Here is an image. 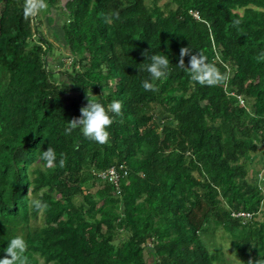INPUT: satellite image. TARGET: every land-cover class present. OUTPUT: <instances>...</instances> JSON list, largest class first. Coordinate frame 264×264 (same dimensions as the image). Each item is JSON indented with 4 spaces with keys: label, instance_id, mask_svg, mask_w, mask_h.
Masks as SVG:
<instances>
[{
    "label": "trees",
    "instance_id": "1",
    "mask_svg": "<svg viewBox=\"0 0 264 264\" xmlns=\"http://www.w3.org/2000/svg\"><path fill=\"white\" fill-rule=\"evenodd\" d=\"M41 2L56 45L38 9L0 0V258L21 236L30 264H231L220 232L241 264L264 260V0ZM186 47L227 81L193 82ZM146 52L170 60L158 92L142 88ZM87 96L123 104L106 145L64 134ZM49 146L64 168L44 167Z\"/></svg>",
    "mask_w": 264,
    "mask_h": 264
},
{
    "label": "clouds",
    "instance_id": "2",
    "mask_svg": "<svg viewBox=\"0 0 264 264\" xmlns=\"http://www.w3.org/2000/svg\"><path fill=\"white\" fill-rule=\"evenodd\" d=\"M41 0H26L24 13L27 17L29 14H35L39 7H42ZM105 22L112 23L119 20V12L111 10L102 14ZM147 63L140 64L139 71L147 72L149 79L142 82V88L145 91L158 92L157 81L167 79L172 68L168 55L144 53ZM185 57H189L188 65L185 64ZM257 61H264V51L260 52ZM172 63V62H171ZM176 66L190 73L191 80L200 85L216 86L225 83L227 75H222L219 69L207 61V57L200 53L193 54L189 47L181 48L179 63ZM87 106L80 109V118H73L66 123L64 129L65 135H71L73 131L79 130L80 133L90 141L100 145H106L110 141V132L108 129L116 122L115 117L123 116V104L118 100H113L105 107L103 104L90 99L87 96ZM40 159L44 162V167L53 169L56 167L64 168L66 166V154H57L56 150L49 146L46 151H42ZM30 191V190H29ZM30 206L39 212H44L48 204L39 199L32 200ZM4 257L0 258V264H30L28 256V245L21 236H15L8 241L4 249ZM249 264H264V260L249 261Z\"/></svg>",
    "mask_w": 264,
    "mask_h": 264
},
{
    "label": "rangeland",
    "instance_id": "3",
    "mask_svg": "<svg viewBox=\"0 0 264 264\" xmlns=\"http://www.w3.org/2000/svg\"><path fill=\"white\" fill-rule=\"evenodd\" d=\"M46 8H45V6L43 5L42 7H39L38 8V14H40L41 16H43V24H42V28H44L43 29V34L45 35V37L51 42V43H53V45H56L57 43H58V41H60V39L58 40V41H56V39H55V37H54V35L51 33V31L52 30H55L57 33H59V36H61V31L59 30V28H57L56 26H53V23L51 24V25H49V23H47L46 21V17L50 14L49 12H47V11H49V10H47L46 12ZM45 13H46V15H45ZM55 13V11H53L52 10V14H54ZM50 16H52V15H50ZM56 22H57V18H56V20H55ZM54 54H55V56L57 57V55H58V50L55 48V50H54ZM62 55L64 56V57H66V53L65 52H63L62 53ZM64 62H68V60L67 59H65V58H60L57 62H55L54 63V65L53 66H58V68H62L63 66V63ZM252 157H253V160H252V162L255 164V168L257 169V170H260V177H264V167H262L263 165H262V162L261 161H259V159L257 158V156L256 155H252ZM254 164H253V166H254ZM219 236H220V232H217L216 233V241L217 242H219L220 244H219V247L221 248V251H222V253H223V256H225V258L226 259H228L229 260V262L231 263V264H241V262L239 261V259H237V257H236V255H235V252L233 251V249L231 248V246L229 245V243H228V241H225V240H221L220 238H219Z\"/></svg>",
    "mask_w": 264,
    "mask_h": 264
},
{
    "label": "built area",
    "instance_id": "4",
    "mask_svg": "<svg viewBox=\"0 0 264 264\" xmlns=\"http://www.w3.org/2000/svg\"><path fill=\"white\" fill-rule=\"evenodd\" d=\"M195 15V14H194ZM196 16V15H195ZM100 179L108 182L109 184H111L114 188L117 189V191L119 190V180H120V175L118 174V172L116 171V169L114 167H110L108 169H106L105 171L101 172L99 174ZM241 216H249L247 213L244 214H239Z\"/></svg>",
    "mask_w": 264,
    "mask_h": 264
},
{
    "label": "water",
    "instance_id": "5",
    "mask_svg": "<svg viewBox=\"0 0 264 264\" xmlns=\"http://www.w3.org/2000/svg\"><path fill=\"white\" fill-rule=\"evenodd\" d=\"M36 14V13H35Z\"/></svg>",
    "mask_w": 264,
    "mask_h": 264
}]
</instances>
